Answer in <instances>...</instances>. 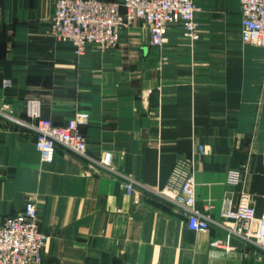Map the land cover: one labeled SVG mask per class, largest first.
Returning a JSON list of instances; mask_svg holds the SVG:
<instances>
[{
    "label": "crops",
    "instance_id": "1",
    "mask_svg": "<svg viewBox=\"0 0 264 264\" xmlns=\"http://www.w3.org/2000/svg\"><path fill=\"white\" fill-rule=\"evenodd\" d=\"M195 1L197 41L172 23L152 46L138 21L116 46L77 55L49 32L54 0H0V108L26 119L37 100L56 124L87 112L79 130L103 164L61 146L43 161L34 132L0 113V223L35 201L40 264H264L263 250L214 225L191 230L151 191L185 159L198 210L219 219L246 191L264 212V46L242 40L239 0ZM109 169L134 181L133 194ZM230 169H241L237 185Z\"/></svg>",
    "mask_w": 264,
    "mask_h": 264
},
{
    "label": "built area",
    "instance_id": "2",
    "mask_svg": "<svg viewBox=\"0 0 264 264\" xmlns=\"http://www.w3.org/2000/svg\"><path fill=\"white\" fill-rule=\"evenodd\" d=\"M54 4L49 32L54 40L71 44L77 55H82L90 44L102 49L116 46L121 30L138 21L148 26L152 46L165 42L166 29L172 23L181 24L183 36L190 42L201 36L195 0H54ZM239 6L242 40L264 46V0H239ZM0 113L34 132L35 146L43 161H51L55 147L61 146L85 159L91 167L103 165L88 154L86 137L79 130V125L88 122L87 112L77 111L64 124H56L41 116L39 101L30 99L25 103L26 119L11 116L6 108H0ZM199 150L202 152L203 147L199 146ZM108 172L120 176L125 192L133 194L131 178L113 169ZM240 179L241 169L228 170L230 184L237 185ZM151 191L185 214L191 230L207 231L214 225L228 238L264 251V212L256 214L248 192L241 191L237 202L223 210L219 219L211 217L195 207L191 162L185 159L173 164L162 188ZM46 240L47 235L39 228L36 203L27 200L0 223V264H40Z\"/></svg>",
    "mask_w": 264,
    "mask_h": 264
},
{
    "label": "rangeland",
    "instance_id": "3",
    "mask_svg": "<svg viewBox=\"0 0 264 264\" xmlns=\"http://www.w3.org/2000/svg\"><path fill=\"white\" fill-rule=\"evenodd\" d=\"M246 43H249V42H246ZM99 47V46H98ZM100 48V47H99ZM102 49V48H101Z\"/></svg>",
    "mask_w": 264,
    "mask_h": 264
}]
</instances>
